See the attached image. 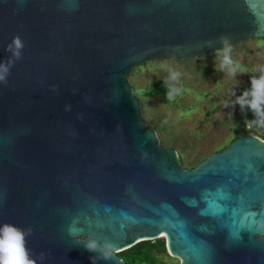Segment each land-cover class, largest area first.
<instances>
[{"label":"water","instance_id":"1","mask_svg":"<svg viewBox=\"0 0 264 264\" xmlns=\"http://www.w3.org/2000/svg\"><path fill=\"white\" fill-rule=\"evenodd\" d=\"M14 35L0 224L31 227L36 264H125L118 253L161 238L182 264H264V141L239 136L184 169L127 81L213 55L220 36L264 38V0H0V61Z\"/></svg>","mask_w":264,"mask_h":264},{"label":"rangeland","instance_id":"2","mask_svg":"<svg viewBox=\"0 0 264 264\" xmlns=\"http://www.w3.org/2000/svg\"><path fill=\"white\" fill-rule=\"evenodd\" d=\"M230 56V64L224 62L223 52L194 60L152 61L137 67L141 70H133L127 78L133 91L140 93L150 90L158 80L171 85L168 104L160 96L137 99L144 102L142 119L157 133L160 145L177 153L184 149V169L194 168L228 144L235 133L256 128V137L264 135V122H260L264 117L246 123L254 119L252 112L241 111L235 103L249 88V76L258 75L257 69L264 67V38L230 49ZM167 255L159 258L166 264H182Z\"/></svg>","mask_w":264,"mask_h":264},{"label":"clouds","instance_id":"3","mask_svg":"<svg viewBox=\"0 0 264 264\" xmlns=\"http://www.w3.org/2000/svg\"><path fill=\"white\" fill-rule=\"evenodd\" d=\"M218 41L222 48L216 50L214 56L223 52L224 62L226 64L232 63L229 38L220 36ZM24 47L25 44L20 35H14L11 42L6 46L5 51L11 53V58L7 61H0V84H7L10 69L17 60L21 59ZM257 71L258 75L249 76V88L245 89L235 102L241 111L247 109L252 112L254 119L246 121V123H253L258 118L264 117V67L258 68ZM260 122H264V120ZM31 235V227L22 228L12 223L0 224V264H36V260L32 258V253L27 247V237ZM85 248L88 251H95L96 242L85 243ZM40 258H43V254L40 255ZM90 259L93 264L94 258Z\"/></svg>","mask_w":264,"mask_h":264},{"label":"trees","instance_id":"4","mask_svg":"<svg viewBox=\"0 0 264 264\" xmlns=\"http://www.w3.org/2000/svg\"><path fill=\"white\" fill-rule=\"evenodd\" d=\"M140 70H141L140 68L134 69V73ZM171 90L172 87L170 84H168L164 80H158L152 83V87L150 90L140 93L137 89H135L133 93L138 99L141 97L160 96L162 97L163 101L166 104H168L170 102L169 95L171 93ZM139 102L141 107H144V102L142 100H139ZM157 131L159 133L161 132L160 129H158ZM251 134L257 136L256 128H251L242 133H235V135L231 138L228 144L224 145L221 148H217L213 154L219 153L225 148H227L235 140V138L242 135H251ZM259 138L264 141V135H262ZM183 154H184V149L178 152V157L180 159L181 165H183V159H182ZM161 255L168 256L165 246V240L163 238L154 241H144L138 243L135 246L131 247L130 249H127L117 254V256L120 259H122L125 262V264H166V262H164L159 258V256ZM171 264H175V263H171Z\"/></svg>","mask_w":264,"mask_h":264}]
</instances>
